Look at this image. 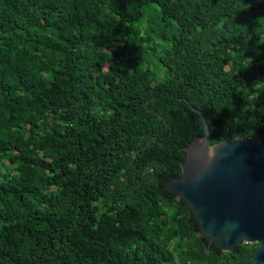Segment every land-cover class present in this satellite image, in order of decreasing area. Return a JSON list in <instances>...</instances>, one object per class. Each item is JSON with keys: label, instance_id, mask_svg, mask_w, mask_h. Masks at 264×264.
<instances>
[{"label": "trees", "instance_id": "trees-1", "mask_svg": "<svg viewBox=\"0 0 264 264\" xmlns=\"http://www.w3.org/2000/svg\"><path fill=\"white\" fill-rule=\"evenodd\" d=\"M193 106L264 143V0H0V264H248L165 188Z\"/></svg>", "mask_w": 264, "mask_h": 264}, {"label": "water", "instance_id": "water-1", "mask_svg": "<svg viewBox=\"0 0 264 264\" xmlns=\"http://www.w3.org/2000/svg\"><path fill=\"white\" fill-rule=\"evenodd\" d=\"M193 109L204 135L185 148L182 175L172 177L165 188L194 213L202 237L224 251L258 243L248 264H264V143L234 136L212 144L204 111Z\"/></svg>", "mask_w": 264, "mask_h": 264}]
</instances>
